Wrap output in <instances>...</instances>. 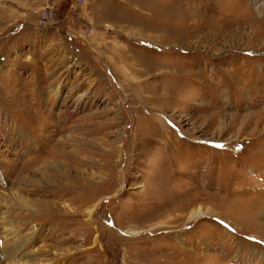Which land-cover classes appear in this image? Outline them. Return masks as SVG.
Here are the masks:
<instances>
[{"label": "rangeland", "instance_id": "1", "mask_svg": "<svg viewBox=\"0 0 264 264\" xmlns=\"http://www.w3.org/2000/svg\"><path fill=\"white\" fill-rule=\"evenodd\" d=\"M15 234L40 264H264V0H0V264Z\"/></svg>", "mask_w": 264, "mask_h": 264}, {"label": "bare ground", "instance_id": "2", "mask_svg": "<svg viewBox=\"0 0 264 264\" xmlns=\"http://www.w3.org/2000/svg\"><path fill=\"white\" fill-rule=\"evenodd\" d=\"M60 140V139H59ZM28 167L26 168V172L28 171ZM22 172V171H21ZM79 172V171H78ZM62 174V173H61ZM27 176V175H26ZM39 179V178H38ZM94 179V178H93ZM31 180V179H30ZM40 180V179H39ZM27 181V179H26ZM37 181V180H36ZM34 183V182H33ZM38 184V183H37ZM49 187V186H48ZM59 188V187H58ZM63 189V188H62ZM66 189V188H65ZM62 192V191H61ZM73 193V192H72ZM67 194V193H66ZM70 194V192L68 193ZM61 195V194H59ZM3 197V196H2ZM108 198V197H106ZM13 201H20V199H16L14 200V198L12 197ZM23 202L26 204V205H29L27 204V200H24L23 199ZM14 203V202H13ZM55 203V202H54ZM18 205V204H17ZM25 206V205H24ZM30 208V207H29ZM16 209V208H15ZM34 209V208H33ZM78 210V209H77ZM12 211V210H11ZM38 211V210H37ZM50 211V209H49ZM61 211V210H60ZM65 211V210H64ZM72 211V210H71ZM30 212V211H29ZM51 212V211H50ZM2 213V212H1ZM10 213V211H9ZM60 213V212H59ZM91 213H93V210H89L88 212V216L91 215ZM204 212H202V210L200 208H197L195 211H192L189 215V218L191 219V221L193 220H196L197 217H199L200 215H202ZM45 214V213H44ZM55 214V213H54ZM56 217V215H53ZM61 216V215H60ZM91 219V218H90ZM16 220V219H15ZM17 222V221H16ZM20 223V222H19ZM24 223V222H23ZM34 224V223H33ZM26 225V224H25ZM24 225V226H25ZM36 225V224H35ZM23 226V227H24ZM19 228V227H18ZM19 230V229H18ZM14 234V233H13ZM12 234V235H13ZM18 234V233H17ZM5 236H7V233H5ZM9 236V235H8ZM16 234L14 235V239L13 238H10L9 236V239H5V241L3 240L2 241V254L4 256V259L3 261L5 263H8V264H40L41 260L42 259H39L36 255L33 254V251H27V247L29 242L32 243L34 242V238H28L24 241H16V238L15 237ZM19 236V235H17ZM22 237V236H21ZM16 238V239H15ZM22 259H25L23 262H21ZM1 262V260H0ZM40 262V263H39Z\"/></svg>", "mask_w": 264, "mask_h": 264}, {"label": "crops", "instance_id": "3", "mask_svg": "<svg viewBox=\"0 0 264 264\" xmlns=\"http://www.w3.org/2000/svg\"><path fill=\"white\" fill-rule=\"evenodd\" d=\"M55 39H58V38H55Z\"/></svg>", "mask_w": 264, "mask_h": 264}]
</instances>
